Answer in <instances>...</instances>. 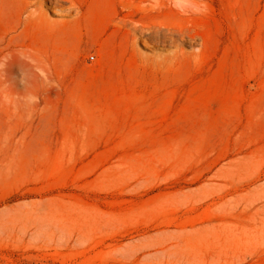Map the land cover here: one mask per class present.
<instances>
[{"label":"rangeland","instance_id":"1","mask_svg":"<svg viewBox=\"0 0 264 264\" xmlns=\"http://www.w3.org/2000/svg\"><path fill=\"white\" fill-rule=\"evenodd\" d=\"M0 264H264V0H0Z\"/></svg>","mask_w":264,"mask_h":264},{"label":"built area","instance_id":"2","mask_svg":"<svg viewBox=\"0 0 264 264\" xmlns=\"http://www.w3.org/2000/svg\"><path fill=\"white\" fill-rule=\"evenodd\" d=\"M93 57H94L93 55H90V56H89L90 59H93Z\"/></svg>","mask_w":264,"mask_h":264}]
</instances>
